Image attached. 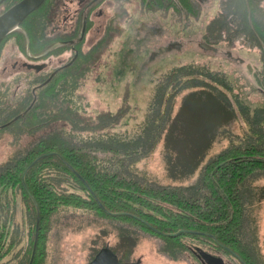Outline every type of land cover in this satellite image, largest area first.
Returning <instances> with one entry per match:
<instances>
[{
    "label": "trees",
    "instance_id": "trees-1",
    "mask_svg": "<svg viewBox=\"0 0 264 264\" xmlns=\"http://www.w3.org/2000/svg\"><path fill=\"white\" fill-rule=\"evenodd\" d=\"M175 1L174 19L183 24L182 0ZM185 1L188 30L201 23L204 11L200 1ZM230 1H217L219 10L204 25L203 44L256 53L259 66L252 73L264 91L262 0H237L234 8L241 16L235 24ZM101 50L94 45L81 51L37 88L0 90V135L32 139L0 169V264L23 239L15 224L19 205L27 233L17 264L47 263L54 217L67 209L155 235L163 239L161 252L173 260L191 250L205 252L203 245L233 264H264L252 222L264 193L250 190L258 189L256 177L264 175V109L234 95L223 72L189 63L156 80L141 122L131 131L116 129L128 108L94 113L81 93ZM227 141L210 156L215 145ZM160 145L167 173L179 185L159 186L138 175V165ZM195 175L196 181L186 185Z\"/></svg>",
    "mask_w": 264,
    "mask_h": 264
},
{
    "label": "rangeland",
    "instance_id": "rangeland-1",
    "mask_svg": "<svg viewBox=\"0 0 264 264\" xmlns=\"http://www.w3.org/2000/svg\"><path fill=\"white\" fill-rule=\"evenodd\" d=\"M205 1L208 9L205 18L186 32L180 30L175 23H166L167 34L162 22L155 18L157 16L137 22L134 25V34L131 36L133 41L131 43L122 42L121 49L118 50L117 44L112 49L117 50V53L111 52L100 57L88 79L84 81L81 93L85 98V103L88 104L87 109L96 113L116 112L118 109L128 108L116 129L131 131L145 118L156 80L165 71L189 63L207 64L213 69L223 72L230 79V83L232 82L234 95L246 100L252 107L264 109V91L259 89L252 73L259 66L256 53L239 49L229 50L224 46L218 47L215 51L202 48L204 25L206 20L208 21L217 10L214 1L213 8L212 0ZM143 26H146L147 30L143 29ZM98 28L97 25L91 34L90 45L99 37L96 32ZM152 30H155V34L151 33ZM127 37L125 36L126 39ZM159 45H164V47L180 45L181 48H168L165 51L159 48ZM159 52L160 54H158ZM228 52L231 53V56L228 55ZM153 53H156L155 57L152 56ZM15 59H19L17 47L13 42L7 41L0 52V90L10 86V79L5 74V67L12 64ZM21 88H17L15 91L21 93ZM236 130L238 134L241 133L239 132L241 127ZM20 137H15L9 132L0 135V169L23 151L32 140ZM227 145L228 141L215 145L210 156L218 154ZM137 169L139 177L148 183L159 186L181 183L169 177L163 159L162 145L147 160L139 164ZM196 176L185 184L195 182ZM256 178L254 186L258 189L251 186L250 190L264 193V175ZM24 218L23 208L19 205L17 206L15 224L19 226V232L23 239L21 244L1 264H17L15 255L26 243L27 227L24 224ZM252 222L256 228L258 250L264 261V200L254 205ZM48 240V261L46 264H90L101 252V249L106 246L113 253L116 250L118 252L116 256L124 262L126 261L125 263L137 261L140 264H201L188 253L179 257L178 260L170 259L160 251L164 244L163 239L138 231L118 221L100 218L87 211L72 209L60 211L54 217ZM201 249L214 253L211 247L201 245ZM95 253L97 254L95 255ZM225 262L233 264L235 260L228 257L225 258Z\"/></svg>",
    "mask_w": 264,
    "mask_h": 264
},
{
    "label": "flooded vegetation",
    "instance_id": "flooded-vegetation-1",
    "mask_svg": "<svg viewBox=\"0 0 264 264\" xmlns=\"http://www.w3.org/2000/svg\"><path fill=\"white\" fill-rule=\"evenodd\" d=\"M198 1L201 2L204 11L201 21H199L202 22L208 9L205 0ZM213 1L216 3L217 13L219 10L218 0H212V8L214 6ZM236 1L231 0L229 8V12L231 10L230 21L233 24L241 16V13L234 8ZM17 3L10 7L2 4L0 16ZM175 3V0L173 5L171 0H47L0 46L1 52L4 44L11 41L19 53V59H15L12 64L5 67V74L10 79L9 84L18 88L29 86L37 88L41 86L45 77L48 76V80H51L56 73L68 68L77 59L81 51L87 50L88 52L94 45L101 46L103 57L111 52L117 53L116 51L121 49L122 42L131 43L133 41L131 36L134 34V25L143 19H152L157 16L155 18L162 22L166 33V23H175L180 30L186 32L187 27L184 24L187 17V2L182 0L180 7V13L183 21H185L183 24L182 22L179 24L174 19ZM261 6L264 7V0L261 1ZM208 21L206 20V22ZM97 25L99 28L96 32L99 37L90 45L91 34ZM143 29L147 30V27L143 26ZM157 31L159 32V29ZM130 32L132 33L130 34ZM154 32L155 30L151 31L152 34H155ZM12 34L14 35L11 36ZM125 36H128V40ZM117 44V50H112ZM159 48L166 51L168 48L177 49L181 47L180 45H171L170 47L159 45ZM43 50L46 51L42 52ZM232 50H237V48ZM155 54L153 53L152 56L155 57ZM228 55L231 56V53L228 52ZM222 249L225 250V248ZM110 252H112V256H115L108 246L102 248L93 261L96 258L107 256ZM202 252L201 250H191L189 256L201 264H205L201 259ZM210 254L222 258L216 254ZM119 261L123 264L126 262L120 259ZM125 264L140 263L128 261Z\"/></svg>",
    "mask_w": 264,
    "mask_h": 264
},
{
    "label": "water",
    "instance_id": "water-1",
    "mask_svg": "<svg viewBox=\"0 0 264 264\" xmlns=\"http://www.w3.org/2000/svg\"><path fill=\"white\" fill-rule=\"evenodd\" d=\"M7 0H0V6ZM47 0H21L16 5L12 6L4 14L0 16V46L4 40L35 11L43 6ZM205 50L215 51V48L202 44ZM39 69V68H38ZM36 244L34 247L35 253ZM33 253V256H34ZM201 259L205 264H225L222 258L216 257L208 252H202ZM92 264H123L118 257L112 256L110 252L107 256L96 258Z\"/></svg>",
    "mask_w": 264,
    "mask_h": 264
}]
</instances>
